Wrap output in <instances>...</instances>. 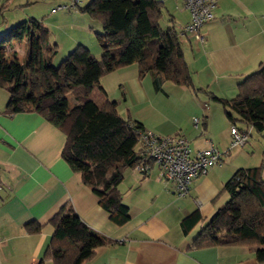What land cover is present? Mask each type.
<instances>
[{"label": "crops", "instance_id": "1", "mask_svg": "<svg viewBox=\"0 0 264 264\" xmlns=\"http://www.w3.org/2000/svg\"><path fill=\"white\" fill-rule=\"evenodd\" d=\"M159 1L165 8L162 19L166 18L167 28L173 25L179 32L194 86L209 96L212 93L223 99L234 98L239 84L264 63V0H217L214 18L200 29L206 37L204 42L184 32L191 14L183 0ZM67 2H60L56 8H63ZM56 8L53 7L52 12L56 13ZM15 11L16 4L13 5L12 0H0V35L20 23H16ZM71 16L85 19L84 14L71 13ZM50 17L51 14L35 19L47 26ZM34 32L38 38V30ZM76 41V44L82 43L78 38ZM49 43L53 44L50 39ZM84 45L97 58L105 53L101 45L102 51ZM29 51L28 36L12 38L5 43L2 59L7 64L22 65L27 62ZM117 70L121 78L129 75L128 70H134L133 75L138 71L141 79L145 77L157 89L154 80L159 75L150 72L142 77L137 63ZM166 82L160 81L161 88ZM100 83L106 87L103 78ZM196 97L190 99H202L198 94ZM8 98V91L0 87V264H38L53 234L50 220L68 203L89 227L112 241L98 247L95 255L83 264H264V260L256 257V248L245 245L192 246L201 224L228 200L224 184L241 168V153L232 152V124L217 107L206 102L195 103L190 117L192 115L193 122L198 118L195 127H201L199 134L190 133L194 140L184 131L176 134L187 138L193 151L211 145L227 151L224 163L213 165L196 177L189 194L182 197L174 192V182L161 176L157 165H153L149 174L128 168L119 189L123 202L129 207L130 218L117 225L110 220L109 212L92 188L83 183L81 174L74 172L63 159L66 134L37 112L7 113ZM129 116L148 131L172 134L137 114ZM178 127L187 129L183 125L176 129ZM196 209L204 221L185 234L181 220ZM30 221L42 224V230L28 232L25 224Z\"/></svg>", "mask_w": 264, "mask_h": 264}, {"label": "trees", "instance_id": "2", "mask_svg": "<svg viewBox=\"0 0 264 264\" xmlns=\"http://www.w3.org/2000/svg\"><path fill=\"white\" fill-rule=\"evenodd\" d=\"M80 9L102 24L98 36L105 53L100 58L80 44L60 65H54L58 44L49 43L50 30L42 20L31 18L0 35V87L9 93L7 113L37 112L66 134L63 159L99 197L110 220L122 225L129 220L130 211L119 185L124 172L139 160L140 134L147 129L119 112L117 101L109 98L100 79L137 63L142 76L150 72L159 75L154 80L157 89L162 79L198 89L179 32L173 25L162 27L165 8L159 0H90ZM26 36L30 39L27 62L4 63L5 43ZM209 94L223 105L233 126L249 135V129L264 134V63L239 84L234 98ZM223 191L228 193V200L207 222H203L199 209L182 218L183 233H190L203 222L192 246L245 245L256 248V257L264 260L263 165L237 169ZM50 224L51 241L38 264H83L98 247L112 242L89 227L70 203ZM42 228L36 221L25 224L30 233Z\"/></svg>", "mask_w": 264, "mask_h": 264}, {"label": "rangeland", "instance_id": "3", "mask_svg": "<svg viewBox=\"0 0 264 264\" xmlns=\"http://www.w3.org/2000/svg\"><path fill=\"white\" fill-rule=\"evenodd\" d=\"M63 1L12 0V4H16V23L29 21L31 18L39 16L47 17V15L51 14L50 23L47 24V27L50 30V42L53 44L57 42L58 44V51L52 61L56 66L60 65L70 52L83 42L91 48L96 47L101 50L98 36V33L102 32L101 22L92 19L89 14L81 12L80 9L90 0H81L79 6L75 8L57 9L56 6ZM53 7L57 9L56 13L52 12ZM75 10L77 12H74ZM71 13L84 14L85 19L80 16L72 17ZM165 20L166 18L162 19L161 24L164 29H167ZM77 38L82 40V43L76 44ZM117 71L108 72L102 78L106 84L105 89L109 98L117 100V109L125 117L129 116V114H137L141 118L146 119L148 123L158 124L160 127L166 128L172 133L171 135H177L176 132L182 133L184 131L188 138L194 140L195 137L190 136V133L198 135L201 127L196 129L192 115L190 117L192 105H195V103L203 105L206 102V104L217 107L219 113L222 111L226 115L223 105L206 93L204 94V91L199 90L198 87H196L198 90L195 91L192 88H181L182 86L168 81L161 89H155L148 79L146 80L142 75V79L139 77L138 71L137 74L134 72L133 75L132 71L134 70H128L131 72H129V75L125 74L124 78H121V74H119L121 72ZM182 89H185V91ZM196 94L202 99H190L196 97ZM70 99L73 100L71 96ZM178 125L186 126L187 129L183 130L180 127L176 129ZM186 130H188V134ZM233 148L232 152L234 154L241 153L239 154L240 167L263 165L264 169V134L253 129L251 130L250 141L246 146H235Z\"/></svg>", "mask_w": 264, "mask_h": 264}, {"label": "built area", "instance_id": "4", "mask_svg": "<svg viewBox=\"0 0 264 264\" xmlns=\"http://www.w3.org/2000/svg\"><path fill=\"white\" fill-rule=\"evenodd\" d=\"M81 0H68L63 8L76 7ZM191 14V20L183 29L204 42L206 37L201 27L214 18L217 0H183ZM195 125L198 118L194 119ZM231 146H245L249 142V132L231 126ZM141 150L133 168L142 174H149L153 165L160 169L162 177L174 182L177 196L189 194L193 180L205 174L213 165H222L227 151L211 145L207 149L193 151L190 141L182 135H159L151 131L140 134ZM1 242V237H0Z\"/></svg>", "mask_w": 264, "mask_h": 264}]
</instances>
